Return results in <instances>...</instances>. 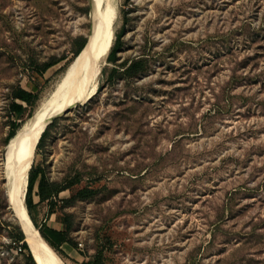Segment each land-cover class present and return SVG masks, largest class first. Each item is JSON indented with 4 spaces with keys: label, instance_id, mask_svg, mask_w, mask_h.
I'll return each mask as SVG.
<instances>
[{
    "label": "rangeland",
    "instance_id": "1",
    "mask_svg": "<svg viewBox=\"0 0 264 264\" xmlns=\"http://www.w3.org/2000/svg\"><path fill=\"white\" fill-rule=\"evenodd\" d=\"M116 7L111 49L126 23L116 66L139 57L150 66L113 84L107 58L96 95L57 116L41 150L38 141L31 169L69 189L53 213L44 203L34 215L64 230L72 214L77 246H62V258L38 235L62 264H87L98 251L103 264H264V0ZM92 8L0 0V264H33L13 238L23 226L1 168L10 131L36 115L78 57ZM52 57L65 59L42 77L25 69ZM17 87L38 95L20 116L9 112ZM83 189L95 196L62 208Z\"/></svg>",
    "mask_w": 264,
    "mask_h": 264
},
{
    "label": "bare ground",
    "instance_id": "2",
    "mask_svg": "<svg viewBox=\"0 0 264 264\" xmlns=\"http://www.w3.org/2000/svg\"><path fill=\"white\" fill-rule=\"evenodd\" d=\"M116 15V0H93L91 17L94 25L86 47L42 102L36 115L23 124L10 140L1 157L10 208L15 219L23 226L26 243L43 264L62 263L38 235L39 231L31 226L25 204L36 146L50 121L77 105H86L96 95L112 46Z\"/></svg>",
    "mask_w": 264,
    "mask_h": 264
},
{
    "label": "trees",
    "instance_id": "3",
    "mask_svg": "<svg viewBox=\"0 0 264 264\" xmlns=\"http://www.w3.org/2000/svg\"><path fill=\"white\" fill-rule=\"evenodd\" d=\"M125 32H126V23L123 26L122 30L118 33L115 44L112 47L108 56V61L115 65V67L110 71V75H109V80L113 84H116L119 80H124V79L129 80L136 78L139 75L145 73L150 66L149 59L146 57H139L130 61H125L119 66H116V63L118 61L117 55L124 45L123 37ZM76 43L77 46L74 50L75 57L78 56L83 51V49L88 43V38L83 36L79 37L76 39ZM64 59L65 58L63 57L61 58L52 57L50 60L46 62H38L37 60L28 61V64L27 66H25V69L28 71L32 69L36 75L42 77L49 69L58 65ZM11 97H12V103L10 105L9 112L11 115H16V116H20L23 113L25 105L29 106L38 99L37 93H35L34 91L26 90L21 87L14 88L11 92ZM57 121L58 118L54 119L53 122L46 128V130L44 131V133L40 138L37 149L41 150L45 146L47 139L50 135V132L54 127V125L57 123ZM21 127L22 125L14 126L12 128L9 134L8 141H10L14 137V135H16L17 131ZM35 188H37L36 196L38 198V202H35L34 200ZM68 189L69 186L66 185L63 186L59 182L50 180L47 177L44 170H39L33 165L29 175V183H28V189L25 200L28 214L34 226L39 230L43 239L62 258H63V254L61 252L62 246H64L65 244L71 247L77 246V243L73 240L71 236L74 227V216L72 214H64V224L66 228L64 230H57L49 227L47 224L40 225L34 215V209L36 208V206L46 203L51 213H53L57 205L56 200L59 197L60 193ZM94 196H95V191L88 189L80 190L71 198L64 200L63 201L64 206H62V208L74 206L78 201L89 200L92 199ZM13 238L17 242L22 243V249H25V251L28 253L27 259L31 261L33 264H36L31 255L29 247L25 241V236L20 227H16V235L13 236ZM102 255H103L102 251H98L93 261H88L87 264H103Z\"/></svg>",
    "mask_w": 264,
    "mask_h": 264
},
{
    "label": "water",
    "instance_id": "4",
    "mask_svg": "<svg viewBox=\"0 0 264 264\" xmlns=\"http://www.w3.org/2000/svg\"><path fill=\"white\" fill-rule=\"evenodd\" d=\"M86 47V46H85ZM84 50V49H83ZM52 123V121H50V123H48L47 125H46V127H45V129H44V131L46 130V128L50 125ZM44 131L42 132V134L44 133ZM41 134V135H42ZM41 137V136H40ZM40 139V138H39ZM32 221V220H31ZM22 230V232H23V234H24V236H25V232L23 231V229H21ZM38 230V229H37ZM39 231V230H38ZM28 245V247H29V250H30V252H31V255H32V257H33V259H34V261H35V263L36 264H43V261H42V259L40 258V257H38V256H36L35 255V252H34V250L31 248V246L29 245V244H27Z\"/></svg>",
    "mask_w": 264,
    "mask_h": 264
},
{
    "label": "built area",
    "instance_id": "5",
    "mask_svg": "<svg viewBox=\"0 0 264 264\" xmlns=\"http://www.w3.org/2000/svg\"><path fill=\"white\" fill-rule=\"evenodd\" d=\"M79 247H80L81 250H83V247L84 246H83V244H79ZM19 250L21 251L22 250V247H20Z\"/></svg>",
    "mask_w": 264,
    "mask_h": 264
}]
</instances>
